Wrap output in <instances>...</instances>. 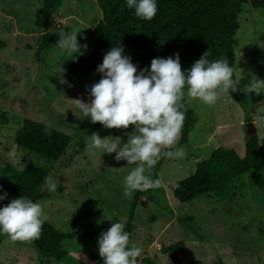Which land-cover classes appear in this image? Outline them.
Here are the masks:
<instances>
[{"label": "rangeland", "instance_id": "obj_1", "mask_svg": "<svg viewBox=\"0 0 264 264\" xmlns=\"http://www.w3.org/2000/svg\"><path fill=\"white\" fill-rule=\"evenodd\" d=\"M42 5L43 0H0V167L6 162L18 167L29 162L50 167V175L63 190L57 187L49 192L44 187L43 199L37 202L48 222L77 235L63 242L65 258L46 262L30 245L12 243L7 235L0 234V262L104 264L98 238L114 219L125 222L130 217L132 198L123 195V181L135 165L116 161L115 153L87 150L85 137L90 139L97 132L102 138L119 136L125 143L135 126L106 129L99 122L92 124L90 117H76L72 110L75 99L90 102L86 86L101 78L73 71L74 61L57 45L36 58L38 39L46 31L39 13ZM101 16L96 0H61L51 12L47 30H80L77 39L81 45H88L82 49L85 53L93 46V27ZM238 21L232 66L235 76H242V87L250 80V73L264 80V9L253 8L248 1ZM62 74L68 83L60 84ZM259 96L260 101L247 110L228 93L213 105L187 98L197 114L195 129L187 144L174 146L183 147L186 155L166 158L157 177L163 186L141 195L132 215L129 246L135 243L142 249L143 259L138 257V264H264V235L260 231L264 226V180L256 170L243 173L235 181V195L229 201L204 194L181 203L173 195L178 182L191 175L196 164L216 147L233 148L243 156L247 122L254 124L258 141L264 144V92ZM25 117L51 121L72 136L70 151L61 161L47 163L16 146L14 133ZM3 192L0 189V194ZM13 199L8 194L0 200V208ZM178 241H184L183 250H161Z\"/></svg>", "mask_w": 264, "mask_h": 264}, {"label": "trees", "instance_id": "obj_2", "mask_svg": "<svg viewBox=\"0 0 264 264\" xmlns=\"http://www.w3.org/2000/svg\"><path fill=\"white\" fill-rule=\"evenodd\" d=\"M60 1L43 0L39 13L46 31L38 39L36 58L57 45L58 32L47 30V27L51 12L59 6ZM248 1L253 8L264 9V0H156L158 11L155 17L152 20H142L135 15L134 8H128L127 0H96L102 16L93 27V46L83 55L80 54L78 61L71 67L82 76L101 78L102 74L96 71L98 65L112 47L119 45L124 48L123 54L131 57L132 63L138 66V72L145 67L150 69L154 58H175L177 52L180 54L182 70L187 72L209 48L210 60L227 57L232 66L235 58V34L240 27L238 17L243 4ZM228 94L244 110L261 99L254 94L249 99L241 92L229 91ZM186 107L185 121L177 145L187 144L190 132L195 129L197 114L189 105L187 97ZM13 139L18 148L47 163L61 161L70 151L73 140L71 135L54 126L51 135H48L43 123L26 117L17 126ZM82 150L83 144L80 145V152ZM165 162L164 157L158 161L152 169L151 179H157ZM251 170H256L264 180V144L259 143L256 134L246 135L243 156L233 148L218 146L213 149L208 158L196 164L191 175L178 182L173 188V195L181 203L204 194L222 202L229 201L235 195V181ZM49 175L48 166H37L29 162L18 167L6 162L0 167L1 190L14 198L24 195L37 202L43 199L44 180ZM58 190L62 191L63 187H58ZM151 191L153 189L133 193L130 217L123 222L125 231L131 233L134 227L132 215L140 196ZM112 222L117 223L119 220L114 219ZM260 231L264 235V226ZM76 235V231L61 230L45 221L39 239L31 243H16L30 245L43 261L59 262L67 256L63 242L74 239ZM184 245V241H178L161 250L164 253L179 251L183 250Z\"/></svg>", "mask_w": 264, "mask_h": 264}, {"label": "clouds", "instance_id": "obj_3", "mask_svg": "<svg viewBox=\"0 0 264 264\" xmlns=\"http://www.w3.org/2000/svg\"><path fill=\"white\" fill-rule=\"evenodd\" d=\"M127 6L134 8L135 15L142 20H152L158 11L156 0H127ZM78 32H58L57 46L74 62L79 59L74 54L83 55L82 49L88 47L78 42ZM123 53L124 48L119 45L104 55L96 69L102 74L101 79L86 86L90 89V102L75 99L72 110L77 118L90 117L92 124L99 122L106 129L127 130L130 125L135 126L125 143L119 136L102 138L97 132H93L90 139L85 137L87 150L115 153L116 161L135 165L123 181V195L127 199H131L135 191L163 186L161 179H151L152 169L162 157L183 158L186 155L183 147L174 148L185 121L186 97L213 105L229 91L241 92L249 99L253 93L259 96L264 92V80L254 73H250V80L241 87L242 76L234 78L235 69L229 65L228 58L210 60V48L187 72L182 70L178 52L175 58H154L150 69L145 67L139 72L131 57ZM59 82L68 83L63 74L59 75ZM40 122L44 124L46 134L51 135V121ZM44 185L49 192H55L58 182L49 175L45 177ZM7 195V192L0 194V200L6 199ZM47 220L41 204L22 195L0 208V233L6 234L12 243H31L41 237L42 225ZM129 243L130 233L125 231L123 222L113 223L107 231H102L98 244L104 264H138L137 258L143 259L142 249L135 243L129 247Z\"/></svg>", "mask_w": 264, "mask_h": 264}, {"label": "water", "instance_id": "obj_4", "mask_svg": "<svg viewBox=\"0 0 264 264\" xmlns=\"http://www.w3.org/2000/svg\"><path fill=\"white\" fill-rule=\"evenodd\" d=\"M256 133V127L252 122H247L246 123V134L248 136H251Z\"/></svg>", "mask_w": 264, "mask_h": 264}]
</instances>
